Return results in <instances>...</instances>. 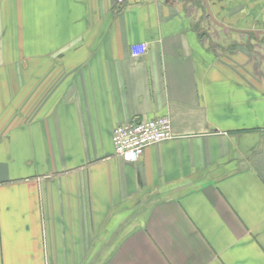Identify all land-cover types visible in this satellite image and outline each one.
Returning <instances> with one entry per match:
<instances>
[{"label":"crops","instance_id":"1","mask_svg":"<svg viewBox=\"0 0 264 264\" xmlns=\"http://www.w3.org/2000/svg\"><path fill=\"white\" fill-rule=\"evenodd\" d=\"M130 2L0 0V264H264V42L225 2Z\"/></svg>","mask_w":264,"mask_h":264},{"label":"built area","instance_id":"2","mask_svg":"<svg viewBox=\"0 0 264 264\" xmlns=\"http://www.w3.org/2000/svg\"><path fill=\"white\" fill-rule=\"evenodd\" d=\"M131 0H115V5L120 8L130 4ZM145 0H134L142 3ZM146 45L137 44L133 54L139 56L144 54ZM171 125L167 116H159L149 119H133L129 123L116 126L111 135L114 148V156L124 162H137L147 146L172 138Z\"/></svg>","mask_w":264,"mask_h":264},{"label":"rangeland","instance_id":"3","mask_svg":"<svg viewBox=\"0 0 264 264\" xmlns=\"http://www.w3.org/2000/svg\"><path fill=\"white\" fill-rule=\"evenodd\" d=\"M216 1L219 4L214 5H224L225 2L231 7L232 39L245 34V38L250 35L253 40L264 42V0H213V3Z\"/></svg>","mask_w":264,"mask_h":264}]
</instances>
